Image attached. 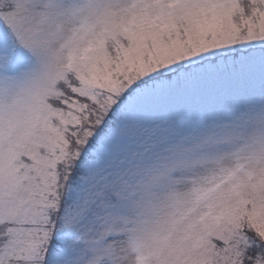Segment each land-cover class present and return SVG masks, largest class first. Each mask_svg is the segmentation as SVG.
<instances>
[{"label":"snow or ice","instance_id":"1","mask_svg":"<svg viewBox=\"0 0 264 264\" xmlns=\"http://www.w3.org/2000/svg\"><path fill=\"white\" fill-rule=\"evenodd\" d=\"M0 264H264V0H0Z\"/></svg>","mask_w":264,"mask_h":264}]
</instances>
